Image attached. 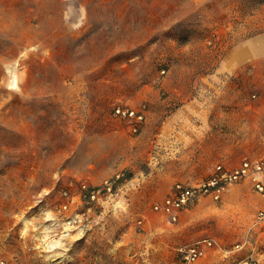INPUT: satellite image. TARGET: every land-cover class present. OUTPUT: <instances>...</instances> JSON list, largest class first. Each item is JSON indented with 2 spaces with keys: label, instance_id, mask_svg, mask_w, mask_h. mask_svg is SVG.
Wrapping results in <instances>:
<instances>
[{
  "label": "rangeland",
  "instance_id": "rangeland-1",
  "mask_svg": "<svg viewBox=\"0 0 264 264\" xmlns=\"http://www.w3.org/2000/svg\"><path fill=\"white\" fill-rule=\"evenodd\" d=\"M261 158L264 0H0V258L136 264L176 183Z\"/></svg>",
  "mask_w": 264,
  "mask_h": 264
},
{
  "label": "crops",
  "instance_id": "crops-1",
  "mask_svg": "<svg viewBox=\"0 0 264 264\" xmlns=\"http://www.w3.org/2000/svg\"><path fill=\"white\" fill-rule=\"evenodd\" d=\"M242 190L240 181L220 202L200 198L180 214L177 222H168L167 233L160 235L158 244L143 246L134 256L135 263L178 264L183 246L212 239L215 244L192 264H264V217H258L259 211L264 212V196L252 191L249 196L255 200L250 201ZM158 245H163L161 250Z\"/></svg>",
  "mask_w": 264,
  "mask_h": 264
},
{
  "label": "built area",
  "instance_id": "built-area-1",
  "mask_svg": "<svg viewBox=\"0 0 264 264\" xmlns=\"http://www.w3.org/2000/svg\"><path fill=\"white\" fill-rule=\"evenodd\" d=\"M118 115L142 118L134 109L118 106L115 108ZM121 174L106 180L102 186L97 188H86V193L90 199L107 200L109 195L122 181ZM242 180H250L255 190L264 196V158L256 160H243L237 166H227L217 164L210 174L204 179L194 184L176 183L171 191L164 198L153 205L155 211L161 212L168 217L171 222H177L180 214L196 203L202 197H208L214 202H220L224 194L235 183ZM258 217H264V212L259 211ZM215 241L203 239L180 249L181 259L178 264H192L204 255L206 248L212 247ZM239 247V245H236ZM0 264H15L12 259L0 258ZM250 264H254L251 262Z\"/></svg>",
  "mask_w": 264,
  "mask_h": 264
}]
</instances>
